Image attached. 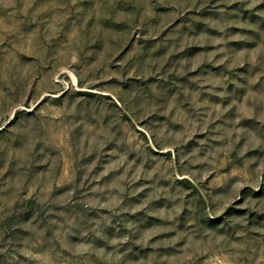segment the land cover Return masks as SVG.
I'll return each mask as SVG.
<instances>
[{
  "label": "rangeland",
  "instance_id": "1",
  "mask_svg": "<svg viewBox=\"0 0 264 264\" xmlns=\"http://www.w3.org/2000/svg\"><path fill=\"white\" fill-rule=\"evenodd\" d=\"M0 264H264V0H0Z\"/></svg>",
  "mask_w": 264,
  "mask_h": 264
}]
</instances>
